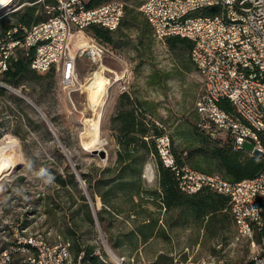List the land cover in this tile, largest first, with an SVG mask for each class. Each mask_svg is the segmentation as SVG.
<instances>
[{
  "label": "rangeland",
  "instance_id": "rangeland-1",
  "mask_svg": "<svg viewBox=\"0 0 264 264\" xmlns=\"http://www.w3.org/2000/svg\"><path fill=\"white\" fill-rule=\"evenodd\" d=\"M124 1L125 14L120 28L114 32L112 45L95 36L110 48L102 63H94L86 55L78 60L82 89L64 86L56 71L31 77L18 88L5 86L22 101L0 98V148L7 147L15 163L0 179V251L11 248L18 233L48 243L69 240L72 244L73 239L66 238L63 230L76 224V239L95 245L97 264H175L176 259L196 261L208 256L224 258L231 264L247 263L254 246L246 238H237L234 221L225 222V226H204L185 207L166 210L155 206L150 198L153 195L146 192L138 205L125 194L113 196L112 201L121 212L106 210L102 212V223L97 215L98 222L91 224L84 211L76 214L82 202L68 176L64 174L68 179L66 187L55 180L69 164L80 189L89 194L82 173L99 176L102 169L114 165L119 145L114 137L113 118L124 91L131 93L148 118L163 126L171 148L186 165L207 171L215 167L213 159L204 154H188L200 146L199 138L206 136L199 127L201 117L196 108L204 84L190 49H172L166 41L154 37L140 10L144 0ZM26 4L31 2L13 0L0 10V19ZM43 11L47 12L46 6ZM90 36L94 34L88 30L86 39L73 37L72 50L91 42ZM97 70L101 74L96 73L93 78ZM0 83L5 82L0 78ZM122 83H126L127 90H121ZM88 85L107 86L98 105L92 103ZM245 147L253 150L254 144L247 140ZM95 149H105L107 157L102 158ZM41 171L44 175H40ZM143 179L148 191L159 188L154 157L146 162ZM99 200L97 197V209L104 207ZM149 215L159 219V231L145 242L133 230L147 223ZM111 239L118 244L117 248L112 246ZM80 261L81 256L75 261L72 252L67 264H92L89 259Z\"/></svg>",
  "mask_w": 264,
  "mask_h": 264
},
{
  "label": "built area",
  "instance_id": "built-area-1",
  "mask_svg": "<svg viewBox=\"0 0 264 264\" xmlns=\"http://www.w3.org/2000/svg\"><path fill=\"white\" fill-rule=\"evenodd\" d=\"M45 6L47 19L15 26L0 38V73L21 49L33 69L54 68L64 86L82 89L79 58L86 55L99 64L110 48L90 36L91 42L73 51L71 39H86L91 25L117 31L126 3L109 0L90 8L85 0H54ZM206 9L216 12L203 13ZM140 10L158 40L180 36L193 42L191 59L204 84L196 101L199 125L212 137L230 134L235 150L264 160V0H144ZM120 88L124 91L128 86L122 83ZM223 100L233 104V112L222 108ZM247 140L254 144L253 150L246 149ZM158 148L182 191L192 194L207 187L229 196L237 238H246L254 246L244 264H264V168L253 178L231 181L220 172L179 165L167 134L158 138ZM10 247L0 251V264H67L72 257L69 240L48 243L18 233ZM175 264L231 263L208 256L196 261L176 259Z\"/></svg>",
  "mask_w": 264,
  "mask_h": 264
},
{
  "label": "trees",
  "instance_id": "trees-1",
  "mask_svg": "<svg viewBox=\"0 0 264 264\" xmlns=\"http://www.w3.org/2000/svg\"><path fill=\"white\" fill-rule=\"evenodd\" d=\"M28 1L31 2L30 5L26 4L22 8L9 13L7 17L0 19V38L4 37L5 33L15 26H31L47 19L48 13L44 12L43 8L46 4L54 2V0H44L43 2H36L37 0ZM85 1L86 6L91 8L109 0ZM40 10L41 13H39ZM215 12L216 9H206L203 13L213 14ZM13 16L16 18L11 23L10 20ZM88 30L102 41L110 44L114 42V31L98 25H91ZM16 36L21 37V31L16 33ZM166 42L172 49L180 46L188 48L191 54L193 42L187 38L173 36L167 38ZM49 72H55V69L52 68L45 72L33 69L30 57H27L21 49H18L17 58L9 59L8 68L0 73L1 80L5 82L0 83V98L8 97L10 100L21 102L22 99L16 97L5 86L10 85L18 88L28 82L31 77H41ZM220 105L227 111H234V106L229 100L221 101ZM137 106V100L132 97L129 91L122 92L118 112L113 118V129L116 131L114 137L119 145L116 161L114 165L102 169L99 176L82 173L100 222L104 221L105 218L102 212L106 210L121 212L112 201L113 196L117 197L125 194L134 205H138V200L143 199L146 192H150L153 195L150 197L151 202L155 206L166 210L185 207L191 211L194 219L201 222L204 226L213 224L225 226V222L233 223L234 219L231 213L229 196L207 187L192 194L181 190L175 171L166 166L160 157L158 138L166 134L163 126H159L151 118H148L146 112ZM150 116L152 117L153 115L150 114ZM2 125L3 121L0 118V128ZM199 127L206 133V136L200 137V146L188 152V154L191 155L192 152L204 154L209 159H213L215 167L210 171L202 167H194L195 169L206 172H220L231 181H241L255 177L264 168V160L262 158L249 156L242 150H235L230 134L224 133L220 137H212L206 129L200 125ZM172 151L177 163L185 165L186 161L180 157L178 152L173 149ZM61 156L64 157L62 153ZM150 157H154L157 165L159 188L148 191L143 179V169ZM64 174L68 176L69 181L73 185L72 188L79 193L78 196L82 202L80 208L75 210L76 214L84 211L86 220L91 224L94 223L95 218L89 198L80 189L76 173L69 164L65 167V173H58L55 177V180L61 186L66 187L68 179L64 177ZM97 197H100L99 201L103 203L104 207L101 209L96 208ZM72 198H74L73 194ZM146 220L148 221L147 223H143L136 230H133V233L141 234L145 242L159 231L158 218L149 215ZM78 232L79 229L76 224L67 226L63 230L66 238L73 239L71 251L74 252L75 261H78L81 256V263L89 259L92 264H97L98 256L95 254V245L79 242L76 239ZM110 242L114 248H117L118 244L113 239Z\"/></svg>",
  "mask_w": 264,
  "mask_h": 264
},
{
  "label": "bare ground",
  "instance_id": "bare-ground-1",
  "mask_svg": "<svg viewBox=\"0 0 264 264\" xmlns=\"http://www.w3.org/2000/svg\"><path fill=\"white\" fill-rule=\"evenodd\" d=\"M12 1L13 0H0V10L5 5L10 4V2H12ZM98 72H99V70H97V71H95L93 73L94 74V77H96L95 75ZM88 88L90 89V93L92 94V97L90 98L91 101H92V103L95 104V105H98V103L100 101L101 95H103V93H106L107 86H95V87H93V86L88 85ZM22 96H23V94H22ZM6 148L5 149H4V147L3 148H0V179L4 175L8 174L15 167V163H14V161L12 159V155L10 153H8V150Z\"/></svg>",
  "mask_w": 264,
  "mask_h": 264
},
{
  "label": "water",
  "instance_id": "water-1",
  "mask_svg": "<svg viewBox=\"0 0 264 264\" xmlns=\"http://www.w3.org/2000/svg\"><path fill=\"white\" fill-rule=\"evenodd\" d=\"M23 98L27 99L24 95L22 96ZM40 112L45 115L41 110ZM95 153H98L102 158H106L107 157V151L105 149H95ZM257 153H260L259 151H257ZM88 198H89V203L91 205L92 211H93V216L95 218V221L98 222L97 220V212L94 206L93 201L91 200V197L89 196V194H87Z\"/></svg>",
  "mask_w": 264,
  "mask_h": 264
},
{
  "label": "crops",
  "instance_id": "crops-1",
  "mask_svg": "<svg viewBox=\"0 0 264 264\" xmlns=\"http://www.w3.org/2000/svg\"><path fill=\"white\" fill-rule=\"evenodd\" d=\"M144 17H145V16H144ZM145 19H146V17H145ZM146 21H147V19H146ZM147 23H148V25L151 27V25H150V23H149L148 21H147ZM151 29H152V27H151ZM152 31H153V29H152ZM114 32H115V31H114ZM153 35H154V32H153ZM154 37H155V35H154ZM111 45H112V44H111ZM126 70L128 71V69H126ZM98 74L100 75L101 72L98 73ZM124 74H125V75H128V73H126V72H124ZM125 75H124V76H125ZM95 76H96V75H95ZM93 78H96V77L93 76ZM101 78H103V76H101ZM104 78H106V76H104Z\"/></svg>",
  "mask_w": 264,
  "mask_h": 264
},
{
  "label": "clouds",
  "instance_id": "clouds-1",
  "mask_svg": "<svg viewBox=\"0 0 264 264\" xmlns=\"http://www.w3.org/2000/svg\"><path fill=\"white\" fill-rule=\"evenodd\" d=\"M40 175H44V172H43V171H41Z\"/></svg>",
  "mask_w": 264,
  "mask_h": 264
}]
</instances>
